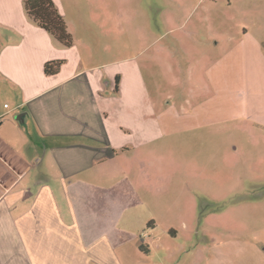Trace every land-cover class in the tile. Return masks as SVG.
Listing matches in <instances>:
<instances>
[{
    "label": "crops",
    "instance_id": "1",
    "mask_svg": "<svg viewBox=\"0 0 264 264\" xmlns=\"http://www.w3.org/2000/svg\"><path fill=\"white\" fill-rule=\"evenodd\" d=\"M51 1L70 47L0 0V264H156L137 235L160 208V112L142 68L97 48L100 10Z\"/></svg>",
    "mask_w": 264,
    "mask_h": 264
},
{
    "label": "rangeland",
    "instance_id": "2",
    "mask_svg": "<svg viewBox=\"0 0 264 264\" xmlns=\"http://www.w3.org/2000/svg\"><path fill=\"white\" fill-rule=\"evenodd\" d=\"M88 1L97 48L142 68L160 112L150 260L264 264V0Z\"/></svg>",
    "mask_w": 264,
    "mask_h": 264
},
{
    "label": "trees",
    "instance_id": "3",
    "mask_svg": "<svg viewBox=\"0 0 264 264\" xmlns=\"http://www.w3.org/2000/svg\"><path fill=\"white\" fill-rule=\"evenodd\" d=\"M23 7L26 15L58 43L65 47L72 45L66 24L51 0H23ZM59 65V62L46 64L44 71L46 74H54Z\"/></svg>",
    "mask_w": 264,
    "mask_h": 264
},
{
    "label": "built area",
    "instance_id": "4",
    "mask_svg": "<svg viewBox=\"0 0 264 264\" xmlns=\"http://www.w3.org/2000/svg\"><path fill=\"white\" fill-rule=\"evenodd\" d=\"M6 107V106H5Z\"/></svg>",
    "mask_w": 264,
    "mask_h": 264
}]
</instances>
